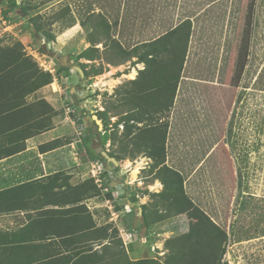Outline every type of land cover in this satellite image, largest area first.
<instances>
[{
	"label": "rangeland",
	"instance_id": "374dc122",
	"mask_svg": "<svg viewBox=\"0 0 264 264\" xmlns=\"http://www.w3.org/2000/svg\"><path fill=\"white\" fill-rule=\"evenodd\" d=\"M125 6L134 10L124 12ZM187 16L194 23L182 71L175 157L187 172L202 166L186 189L195 208L176 215L159 196L164 189L157 179L162 165L139 153L124 138V131L120 134L121 117L136 113L125 114L133 107L121 101L118 93L126 90L117 78L140 67L133 60L115 67L121 59L110 50V37L117 30L116 22L128 29L133 26L131 42H140ZM163 20L164 27L154 24ZM143 27L148 29L141 34ZM0 36L2 45L19 44L25 55H38L39 61L33 60L38 66L54 65L53 77L75 85L82 92L81 100H86L85 114L76 111L71 117L83 135H96L86 137L92 156L85 157L90 170L80 190L96 216V230L88 240H96L97 250L87 243L84 255L80 250L82 258L72 264H134L142 259L189 264L185 256L197 239L190 241L186 235L207 216L227 235L222 244L220 230L210 231L218 234L225 249L222 262L264 264V0H0ZM83 36L90 44L86 50L80 42ZM116 37L128 45L125 36ZM91 47L98 51L87 56ZM51 54L68 57L66 70H60ZM79 65L87 76L73 69ZM67 108L73 106L62 111ZM98 113H103L101 119ZM160 116L155 115L152 123L146 119L141 127L160 124L164 118ZM96 145L117 156L119 167L97 154ZM196 178H200L199 196L192 190ZM218 183L222 188H214L212 194L209 189Z\"/></svg>",
	"mask_w": 264,
	"mask_h": 264
},
{
	"label": "crops",
	"instance_id": "0c3cea01",
	"mask_svg": "<svg viewBox=\"0 0 264 264\" xmlns=\"http://www.w3.org/2000/svg\"><path fill=\"white\" fill-rule=\"evenodd\" d=\"M127 9L134 10L125 6L123 11L125 12ZM227 12L229 16V7H227ZM124 16L126 20L127 15L124 14ZM175 16L177 18L178 15ZM145 19L148 20V17ZM185 21H191L193 34L194 20L187 16L180 21L177 20V23L166 29L164 33L140 42H131L133 26L128 29L121 24L125 27L122 31V26L116 22L117 30L112 38L118 40L122 47L131 51L136 47L156 41ZM165 22L163 20L159 24H154L164 27ZM79 28L83 29L81 23ZM147 29L148 27H143L141 34ZM117 34L121 37L125 36L123 39H126L125 43L128 42L127 46L116 37ZM80 42L83 43L84 50L90 47L87 37L83 36ZM97 45L102 46L103 44L97 42ZM100 48V46L97 47L99 50ZM31 56L35 58L33 60L39 61L38 55L31 53ZM161 57L162 55H159L157 59L159 60ZM131 60L140 69L135 70L133 74L122 73L117 78L118 82L124 86L122 88L126 90L124 93L118 94H122V96L120 95L121 101L125 99L130 105H137L135 100H130L128 93L139 91L140 87L135 84L138 80L142 85H148L149 81L147 78L139 76L144 71L145 64L137 62V57H133ZM131 60L122 61L121 58V62L115 63V67H121L119 65ZM38 64L42 71L47 72L45 70L47 68H43L41 63ZM50 67L49 73L54 76L56 68L54 65H50ZM183 80L181 73L177 93L167 119L169 130L166 150L167 165L170 168H176L175 170L183 175L185 191L189 196L186 190L187 184L191 185L192 179L202 165L187 172V169L181 167L178 158L175 157L179 148L176 132L178 133L179 128V108L182 107L179 94ZM9 87L0 86V264H40L43 261H54L62 257H67L63 264H67V262L72 264L79 259L80 250L84 255L87 243H92L93 248L95 247L94 251L97 250L96 240H88L96 230V216L90 210L84 190H80V186L85 182L86 175L89 174L88 170H90L85 160L87 155H91L87 138H96V135L91 136L88 131V136L79 133L74 116L71 117L72 113L76 111L85 114L86 100H81L82 92L75 85L71 87L61 83L57 77L53 78L51 84L37 88L26 94L23 99L20 95L16 96L15 92L11 95ZM111 92L114 93L113 90ZM113 95L111 96L113 97ZM140 102L144 106H165L168 100L157 102V98L151 96ZM125 103L131 108L127 102ZM70 105L73 106L72 110L67 108L65 112L62 111L63 108ZM130 112L131 110L125 114ZM141 118L143 119L140 121L141 123L132 121L130 125L136 124L141 127L146 121L144 116ZM112 119L118 121V115ZM119 126L122 128H120L121 134L124 131V122H120ZM199 180L200 178H196L193 181V195L199 196L201 193L199 190L201 187L197 186L200 183ZM219 186L222 188L220 183L217 186L213 184L209 191L213 194L214 188L215 191H218ZM189 197L195 204L194 197L191 194ZM252 197L250 200H254ZM136 210L140 215L142 214L141 208ZM209 218L219 226L212 216ZM47 262L46 264H48Z\"/></svg>",
	"mask_w": 264,
	"mask_h": 264
},
{
	"label": "trees",
	"instance_id": "16d2710c",
	"mask_svg": "<svg viewBox=\"0 0 264 264\" xmlns=\"http://www.w3.org/2000/svg\"><path fill=\"white\" fill-rule=\"evenodd\" d=\"M13 3L16 6V2ZM24 12L27 14L26 8ZM191 34L192 23L191 21H185L156 41L136 47L131 51L122 47L118 40L108 35L111 43L110 50L114 52L115 56H118L120 59L122 58V61L137 57V62L145 64V69L139 76L147 78L149 84L142 85L138 80L135 84L140 87L139 91L128 93L130 100H135V104L137 105H130L128 101L123 99V101L133 107L131 112L136 113V117L128 115L121 117L117 125L120 122H124V138L129 137V142L138 149L139 153H146L147 157L155 161L158 166L162 165L157 179L160 180L164 189L159 196L169 202L170 209H173L176 215L185 214L195 208V204L185 191V178L183 175L166 166V143L169 130V121L167 119L171 112L173 100L177 93V86L186 62ZM97 42L99 41H93V43ZM143 50L144 52H142ZM97 51V49L91 47L85 54L89 56L88 53H96ZM159 55H162V57L158 60L157 57ZM78 67L83 70L84 76H87L85 67L83 65H79ZM60 70H66V68L61 67ZM53 78L51 73L42 71L30 56L25 55L19 44L4 46L0 40V86H10L11 90L9 93L11 95L15 92L16 96L20 95L23 99L26 94L37 88L51 84ZM151 89L154 90L149 91ZM151 96L156 97L157 102L168 100V103L165 106H144L140 102L144 98ZM102 114L98 113L99 119H101ZM155 115H161L159 118L162 119L164 117V121L160 122V124L153 125V123L151 126L143 128L136 124L130 125L132 121L141 123L140 121L143 120L141 117L143 116L145 120L148 119L151 122L155 118ZM90 135L93 136L94 134ZM108 154L119 162L117 156ZM212 228L220 230L223 237L222 244L227 242L226 233L207 216L202 225L190 230L186 235L190 241L197 239L189 246L188 254L185 256L189 259V264H228L227 262H222L225 249H221L222 245L218 234L217 237L210 234ZM65 259L67 257L54 261H43L40 264H46V262L48 264H63ZM134 264L153 263L148 259H142L136 261Z\"/></svg>",
	"mask_w": 264,
	"mask_h": 264
},
{
	"label": "water",
	"instance_id": "95a60500",
	"mask_svg": "<svg viewBox=\"0 0 264 264\" xmlns=\"http://www.w3.org/2000/svg\"><path fill=\"white\" fill-rule=\"evenodd\" d=\"M56 63H59L62 67H68L69 66V60L68 57L64 56H56L51 54L50 56ZM73 69L76 70L82 77L84 76L83 70L78 66H73ZM94 120L97 123L99 127L102 126L101 121L97 118V116H94ZM95 151L97 154H100L102 157H104L107 161L111 162L115 167L119 166L118 161L115 158H112L109 156L107 151L104 149L102 145H96Z\"/></svg>",
	"mask_w": 264,
	"mask_h": 264
},
{
	"label": "built area",
	"instance_id": "2783aa9c",
	"mask_svg": "<svg viewBox=\"0 0 264 264\" xmlns=\"http://www.w3.org/2000/svg\"><path fill=\"white\" fill-rule=\"evenodd\" d=\"M46 71H51L50 70V68H47V69H45ZM79 133H81V132H79ZM94 167L97 169V170H101V167H100V165L99 164H96V165H94Z\"/></svg>",
	"mask_w": 264,
	"mask_h": 264
}]
</instances>
